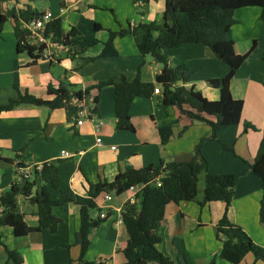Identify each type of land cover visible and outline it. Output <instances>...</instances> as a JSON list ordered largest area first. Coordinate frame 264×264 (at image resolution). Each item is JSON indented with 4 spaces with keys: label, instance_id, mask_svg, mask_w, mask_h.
Masks as SVG:
<instances>
[{
    "label": "crops",
    "instance_id": "1",
    "mask_svg": "<svg viewBox=\"0 0 264 264\" xmlns=\"http://www.w3.org/2000/svg\"><path fill=\"white\" fill-rule=\"evenodd\" d=\"M166 0L134 3L132 0H0V18L5 21L0 31V106L18 98L16 89L39 98L48 99L47 88L64 87L70 92L90 94L95 102L92 117L82 126L75 125L70 107L54 111L34 105H18L11 111L0 112V195L20 181L17 165L32 168L48 162L55 163L60 174V190L67 189L85 196L89 185L112 182L127 170L156 169L170 163H187L194 159L193 150L201 138L210 134V128L202 122L190 121L176 107L160 105L163 89L151 98H135L129 116L132 132L115 129L114 88H94L107 81L121 78L131 81L138 74L143 83H155L162 66L150 56L138 52L132 36L116 37L113 41L115 57L102 58L101 53L109 34L125 30L129 26L164 23ZM14 11L21 23L20 14L25 11L42 14L49 12L52 20L60 21L64 34L76 30L85 47L76 45L49 49L44 59L33 62L26 53L16 51L14 21L8 11ZM236 24L232 27L234 52L244 55L251 52L235 73L230 91L235 100L243 101L241 121L218 133L217 140L202 145V154L212 174H231L234 177V196L226 211L230 223L239 226L258 246L264 248V224L259 222V206L262 195L261 181L252 173L253 162L264 129V23L260 21V9L256 7L236 10ZM100 27L94 29V27ZM170 67L184 65L192 71L190 81L184 87L198 91L209 101L219 99V91L208 85L209 80L221 79L228 67L202 45H183L165 51ZM48 57V58H46ZM183 85L181 82L174 87ZM68 104V106H71ZM213 120V119H211ZM249 123L256 130L245 129ZM170 125L172 136L165 145L160 143L158 128ZM100 139L97 144L96 140ZM219 142L233 145L235 156L220 149ZM71 156L61 158V152ZM29 180H33V175ZM199 183V182H198ZM51 196L59 191L48 187ZM130 194L112 195L111 200L96 199L97 210L107 213L106 221L89 233L90 246L84 255L87 262L122 264V254L128 234L123 225L117 224L118 212L122 213ZM201 200L170 203L165 208L164 219L157 235V248L172 260L180 261L172 246L175 223L183 216L182 239L186 251L195 264H230L218 258L222 240L216 237L215 226L225 213V204L211 202L203 207ZM17 206L24 221L37 225V206L29 199L18 198ZM56 233L48 230L15 238L12 230L0 227L3 244L18 252L23 264H69L79 258L76 244L79 230V207L66 204L54 207ZM7 255L0 248V264ZM239 264H264L247 254Z\"/></svg>",
    "mask_w": 264,
    "mask_h": 264
},
{
    "label": "trees",
    "instance_id": "2",
    "mask_svg": "<svg viewBox=\"0 0 264 264\" xmlns=\"http://www.w3.org/2000/svg\"><path fill=\"white\" fill-rule=\"evenodd\" d=\"M134 3L149 2L151 0H132ZM256 7L260 9V21L264 23V0H166L162 25L149 23L129 26L117 33H110L101 53L102 58L117 55L113 46L116 37L132 36L136 48L143 57L150 56L162 66L161 72L156 76L155 83H143L139 75L127 81L121 78L118 82L107 81L95 86L101 89L105 86L114 88L115 129L132 132L130 122V108L135 98L149 99L156 86L163 89L160 105L176 107L180 114L190 121L205 123L210 128V134L201 138L194 147V159L187 163H170L165 167L144 168L140 170H127L118 174L112 182H98L89 185L85 196L78 195L67 189L60 190V174L55 163L42 164L37 170L33 168V180L21 178L18 183L11 186L8 192L0 195V227H9L15 238H23L31 233L48 230L56 233L57 224L52 215L54 207L74 204L79 207L80 226L76 233V244L80 247L79 258L69 264H104L101 262H87L84 255L90 246L89 233L104 219L93 218L92 212L97 210L96 199L104 192L120 195L131 186L145 185L137 195V204H125L121 213L122 223L128 234L127 245L122 254L125 262L122 264H195L185 249L183 234V216L178 215L172 238V246L181 257V262L165 256L157 248L160 238L157 231L164 219L165 208L170 203L178 205L181 202H192L198 193L199 176L204 177L203 200L199 203L203 207L207 203L222 202L225 204V213L215 226L216 237L222 240V247L218 258L230 264H239L247 254H252L256 261L264 263V248L256 245L239 226L228 220L226 211L234 196V177L231 174H212L202 154V145L208 140H217L218 133L240 123L243 110V101L235 100L230 91V83L238 69L243 65L251 52L238 55L234 52L232 27L236 24L234 12L236 10ZM40 14L25 11L20 14L21 21H27ZM8 17L14 21L16 37V51L26 52L32 61L42 59L44 47L29 46L25 40L26 34L20 30V21L14 11H8ZM5 21L0 18V31ZM100 27H94L99 29ZM46 38L65 47L76 45L85 47L81 35L72 30L64 34L60 21L52 20L44 32ZM183 45H202L207 47L218 60L228 67V73L221 79L209 80V86L219 91L217 101H209L198 91L184 87L190 81L192 71L184 65L170 67L167 49ZM181 82L183 85L174 87ZM18 98L11 100L5 106H0V112L11 111L18 105H34L46 107L51 111L70 107L74 99L88 96L91 89L84 92L73 93L64 87L57 89L47 88L48 99H39L26 91L16 89ZM213 119V120H211ZM245 129L256 130L249 123L243 124ZM160 143L165 145L172 136L170 125L159 127ZM220 149L235 156L233 145L219 142ZM252 173L261 181L262 195L259 206V222L264 224V129L262 140L253 162L249 165ZM23 165H17L18 171ZM158 182V183H157ZM48 187L59 191L58 196H51ZM29 199L37 206V225L30 226L24 221L23 215L17 206L18 198ZM7 255L5 264H23L21 255L15 250H9L2 242L0 248ZM210 264H214L211 262Z\"/></svg>",
    "mask_w": 264,
    "mask_h": 264
},
{
    "label": "built area",
    "instance_id": "3",
    "mask_svg": "<svg viewBox=\"0 0 264 264\" xmlns=\"http://www.w3.org/2000/svg\"><path fill=\"white\" fill-rule=\"evenodd\" d=\"M52 21V16L49 12H44L40 14L38 17H34L27 21H21L20 23V30L23 31L26 34V42L29 46H33L36 49L40 47H44V50L42 51V59H44V53L47 52L49 49H60L63 48V45L54 43L51 41L50 38L45 37V30L47 24H49ZM48 58V57H46ZM160 90L159 87L154 89L153 94H159ZM71 106L74 108V119H75V125L77 127L82 126L86 121H88L95 110L96 102L94 98L91 95L83 96L81 99L77 100L74 99L71 101ZM97 144L100 143V139L96 140ZM61 158L68 159L71 155L67 152L62 151L60 154ZM37 170L41 168V166L34 167ZM29 167L23 166L18 170V174L20 179H29L32 175L29 171ZM33 169V168H32ZM158 183V182H157ZM145 185H139V186H131L126 192L130 194V197L128 199L129 204H137V195L141 191L142 188H144ZM113 193L111 192H104L101 194L102 201H109L112 198ZM99 219H108L107 213L99 212L98 216ZM117 224L122 223L121 219V212H118Z\"/></svg>",
    "mask_w": 264,
    "mask_h": 264
},
{
    "label": "rangeland",
    "instance_id": "4",
    "mask_svg": "<svg viewBox=\"0 0 264 264\" xmlns=\"http://www.w3.org/2000/svg\"><path fill=\"white\" fill-rule=\"evenodd\" d=\"M198 182H199L198 183V193H197V196H196L194 201H196V199H199V200H201L200 202H202V200H203V190H204V177H203V175L199 176ZM194 201H192V202H194ZM200 202H198V205H199Z\"/></svg>",
    "mask_w": 264,
    "mask_h": 264
}]
</instances>
